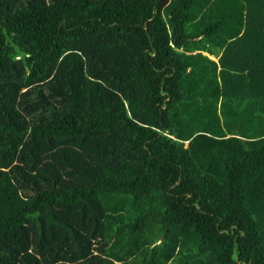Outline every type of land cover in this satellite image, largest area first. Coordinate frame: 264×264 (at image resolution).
<instances>
[{"label": "trees", "instance_id": "obj_1", "mask_svg": "<svg viewBox=\"0 0 264 264\" xmlns=\"http://www.w3.org/2000/svg\"><path fill=\"white\" fill-rule=\"evenodd\" d=\"M0 264H264V0H0Z\"/></svg>", "mask_w": 264, "mask_h": 264}, {"label": "crops", "instance_id": "obj_2", "mask_svg": "<svg viewBox=\"0 0 264 264\" xmlns=\"http://www.w3.org/2000/svg\"><path fill=\"white\" fill-rule=\"evenodd\" d=\"M213 58H215L216 59V57L215 56H213V55H211Z\"/></svg>", "mask_w": 264, "mask_h": 264}, {"label": "rangeland", "instance_id": "obj_3", "mask_svg": "<svg viewBox=\"0 0 264 264\" xmlns=\"http://www.w3.org/2000/svg\"><path fill=\"white\" fill-rule=\"evenodd\" d=\"M217 59V58H216Z\"/></svg>", "mask_w": 264, "mask_h": 264}]
</instances>
